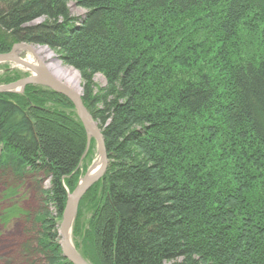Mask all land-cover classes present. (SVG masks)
Returning a JSON list of instances; mask_svg holds the SVG:
<instances>
[{
    "label": "trees",
    "instance_id": "trees-1",
    "mask_svg": "<svg viewBox=\"0 0 264 264\" xmlns=\"http://www.w3.org/2000/svg\"><path fill=\"white\" fill-rule=\"evenodd\" d=\"M21 42L79 71L103 134L75 221L90 264H264V0H0V53ZM73 109L48 88L0 93V223L24 217L26 264H73L58 221L94 145L83 158Z\"/></svg>",
    "mask_w": 264,
    "mask_h": 264
},
{
    "label": "water",
    "instance_id": "water-1",
    "mask_svg": "<svg viewBox=\"0 0 264 264\" xmlns=\"http://www.w3.org/2000/svg\"><path fill=\"white\" fill-rule=\"evenodd\" d=\"M30 47L31 46L26 43H20L14 45L9 53L0 54V63L14 62L16 65H20L31 72L30 76L18 80L17 82L0 85V93L16 92V90L22 92L28 84L45 85L69 98L76 107L79 118L81 119L87 133V147L84 155L87 154L91 140L95 139L97 143L99 164L96 167L93 165V167L88 170L79 181L73 192L68 195L59 231L63 239L61 243L63 256L73 264H90L74 246L70 232L79 209L80 201L87 191L98 182L106 172L108 156L105 141L97 122L84 106L80 93H76L67 85L63 84L44 65H36L20 57L19 50L22 48L28 49Z\"/></svg>",
    "mask_w": 264,
    "mask_h": 264
},
{
    "label": "rangeland",
    "instance_id": "rangeland-1",
    "mask_svg": "<svg viewBox=\"0 0 264 264\" xmlns=\"http://www.w3.org/2000/svg\"><path fill=\"white\" fill-rule=\"evenodd\" d=\"M69 7H70L71 15L74 18H76V19L83 18L85 16L86 12H87L86 8L79 7L74 2H70ZM37 22L41 23V22H43V19H40V21H37ZM35 23L36 22L34 21L32 24H35ZM16 44L17 43H14L10 47V50L8 51V53L12 50V48ZM26 44H28L29 46H32V47L33 46L34 47H40V46L48 47L46 45H39V44H34V43L33 44L26 43ZM51 50L56 54V56L60 59V61H61V63L63 65L71 67V68L75 69L79 73V71L76 68H74L73 66L69 65L67 62H65L63 60L62 52H60L58 50H53V49H51ZM20 57L22 59L26 60V61H29L31 56L28 55L26 51H24V52H20ZM33 62H35V59H33ZM34 64L38 65V63H34ZM8 72H11V73H8ZM30 74H31L30 71L26 70L25 68H23L20 65L17 66L16 63H14V62L1 63L0 64V83L2 82L1 80L6 75L7 76H20V77L17 80L11 81L9 83H1L0 85H5V84H10V83L17 82L18 80H21L23 78H26V77L30 76ZM79 76H80V94H81V97H82V80H81L80 73H79ZM61 82L66 85V83H64L63 81H61ZM95 82H96V84L98 86H105V84H106L104 77L102 75H99V74L95 77ZM28 85H32V86L37 87V88L38 87H40V88H42V87L43 88H48L47 86L41 85V84H28ZM28 85H26V87ZM26 87L24 88V90L22 92H19L18 90H16V92H10L8 94H11L13 96H15V95L19 96V95H21L22 93L25 92ZM48 89H51V88H48ZM73 111L79 118V115H78V112H77V109H76L75 106H74V109L72 110V112ZM91 142H92V140H91ZM91 145H92V143H90V147H89L87 153L91 149ZM91 151L93 153L91 154L90 159L88 158L85 161L86 164L85 165L83 164L84 166L80 167L81 177H80L79 181L86 174V172L88 170H90L93 167V165H95L98 162V150H97V143H96L95 139H94V145H93ZM86 155H84L83 158ZM45 184H47V181L44 183V185ZM22 206H23L22 209L29 210L30 212L32 211V214H34L40 208L39 207L40 206V198H37V195L34 196V197L30 196L26 202H22ZM3 207L4 206L1 204L0 205V211L2 210ZM52 211H54L53 207H52ZM83 212H84L83 213V217L79 221L80 222V226L79 227L81 229V232H83V234H84L87 231L85 229V227H87L88 221L91 218V216H92V214L94 212V209L92 207L86 205V208L83 210ZM77 214H78V212H77ZM62 215H63V213H62ZM18 217H20V218L10 219V221L7 222V223H4V222L0 223V264H26V262H27L26 258L21 257L19 255V249H20V246L22 244H24L29 239V234H28V231L26 230L27 224H26V221L24 220V217H22L21 215H19ZM76 219H77V215H76V218H75V220L73 222L72 229H71V232H70L71 239H72L74 245H75L74 240H76V239L78 241L80 240V236L76 235L77 234V223L75 224ZM61 222H62V217H61L60 221H58V232L60 230ZM62 240L63 239H62V236H61L60 240H59L60 244L62 243Z\"/></svg>",
    "mask_w": 264,
    "mask_h": 264
},
{
    "label": "bare ground",
    "instance_id": "bare-ground-1",
    "mask_svg": "<svg viewBox=\"0 0 264 264\" xmlns=\"http://www.w3.org/2000/svg\"><path fill=\"white\" fill-rule=\"evenodd\" d=\"M37 21H40V19H38ZM37 21H35L36 22L35 24L39 23ZM17 44H20V43H17ZM23 50L26 51L27 54L31 56L30 60L28 62H30V63H38V64L44 65L45 67H47V69L56 78H58V80L63 81L64 83H66V85L69 88H71L72 90H74L76 93H78V94L80 93V76H79V73L75 69L63 65L61 63L60 59L56 56V54L51 50L50 47L48 48V47H42V46H40V47H34V46L32 47L31 46L28 49L22 48L21 50H19V52H24ZM0 54H2V53H0ZM33 59H35V62H33ZM1 63H6V62H1ZM82 101H83V99H82ZM83 104H84V102H83ZM98 164H99V162H97L95 164V167ZM58 234H59V238H60L61 235H60L59 232H58ZM59 244H60V242H59ZM60 247H61V244H60ZM61 249H62V247H61ZM62 255H63V252H62Z\"/></svg>",
    "mask_w": 264,
    "mask_h": 264
}]
</instances>
